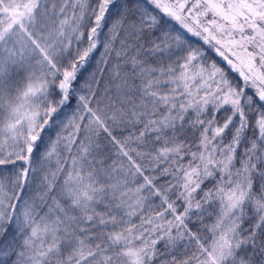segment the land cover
<instances>
[{
  "label": "snow or ice",
  "instance_id": "6c2138e0",
  "mask_svg": "<svg viewBox=\"0 0 264 264\" xmlns=\"http://www.w3.org/2000/svg\"><path fill=\"white\" fill-rule=\"evenodd\" d=\"M0 264H264V0H0Z\"/></svg>",
  "mask_w": 264,
  "mask_h": 264
},
{
  "label": "rangeland",
  "instance_id": "374dc122",
  "mask_svg": "<svg viewBox=\"0 0 264 264\" xmlns=\"http://www.w3.org/2000/svg\"><path fill=\"white\" fill-rule=\"evenodd\" d=\"M111 22V16L109 17V23ZM188 39H190L192 41V43L196 46H199L200 42L197 41L195 38L193 37H188ZM216 59V57H214ZM218 60V59H217Z\"/></svg>",
  "mask_w": 264,
  "mask_h": 264
},
{
  "label": "trees",
  "instance_id": "16d2710c",
  "mask_svg": "<svg viewBox=\"0 0 264 264\" xmlns=\"http://www.w3.org/2000/svg\"><path fill=\"white\" fill-rule=\"evenodd\" d=\"M194 38V37H193ZM196 39V38H195ZM216 59H219V58H216Z\"/></svg>",
  "mask_w": 264,
  "mask_h": 264
}]
</instances>
